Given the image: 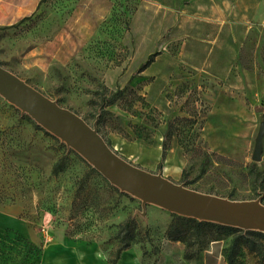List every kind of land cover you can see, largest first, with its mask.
<instances>
[{
  "label": "rangeland",
  "instance_id": "374dc122",
  "mask_svg": "<svg viewBox=\"0 0 264 264\" xmlns=\"http://www.w3.org/2000/svg\"><path fill=\"white\" fill-rule=\"evenodd\" d=\"M116 1L118 9L79 57L29 85L89 126L98 118L99 135L130 164L203 194L233 201L263 196L264 205V138L261 161L251 160L264 124V111H254L264 108V2L237 46L231 75L218 83L184 68L165 82H154L147 71L138 78V60L124 41L133 4ZM37 3L0 0V22L12 18L11 28L24 24L34 35ZM9 53L0 43V62L8 68ZM0 213L26 223V235L0 230V264H111L129 238L117 264H174L200 255L213 240L228 241L227 257L232 240L245 234L212 227L195 232L151 206L142 218L139 201L1 98ZM170 229L184 241L169 240ZM231 264L264 261L241 239Z\"/></svg>",
  "mask_w": 264,
  "mask_h": 264
},
{
  "label": "crops",
  "instance_id": "0c3cea01",
  "mask_svg": "<svg viewBox=\"0 0 264 264\" xmlns=\"http://www.w3.org/2000/svg\"><path fill=\"white\" fill-rule=\"evenodd\" d=\"M125 2L133 4V8L126 13L128 30L124 41L140 68L151 59L138 78L147 71L154 82H165L184 68L225 83L236 63L237 46L264 0ZM37 5L38 30L34 35L24 29V24L18 30L11 28L16 24L12 18L0 22V28H6L0 43L12 60L10 68L5 67L6 61L0 65L27 84L36 76L52 73L54 68L70 65L118 9L116 0H38L35 8ZM33 12L22 15L19 21ZM0 230L26 235V223L0 213ZM227 245V240L211 241L200 255L189 260L179 257L174 264H227Z\"/></svg>",
  "mask_w": 264,
  "mask_h": 264
},
{
  "label": "water",
  "instance_id": "95a60500",
  "mask_svg": "<svg viewBox=\"0 0 264 264\" xmlns=\"http://www.w3.org/2000/svg\"><path fill=\"white\" fill-rule=\"evenodd\" d=\"M0 98L56 138L67 150L76 153L120 193L139 201L142 218H145L146 207L151 206L200 223L264 235L263 196L252 201H233L187 189L160 173L138 168L106 144L98 133V118L89 126L75 113L60 107L1 65ZM254 111L262 113L264 108L257 106ZM263 138L264 124H261L251 156L254 163L261 161Z\"/></svg>",
  "mask_w": 264,
  "mask_h": 264
},
{
  "label": "trees",
  "instance_id": "16d2710c",
  "mask_svg": "<svg viewBox=\"0 0 264 264\" xmlns=\"http://www.w3.org/2000/svg\"><path fill=\"white\" fill-rule=\"evenodd\" d=\"M150 62H151V59L148 60L143 66H141V68L139 69L138 73H140L144 69H146L148 67V65L150 64ZM55 173H57V169L55 170ZM177 219H178V221H180V223H183L184 225L191 226L195 230V232H200L203 228H207V227L216 228L218 230H224V231H227V233H230V234H235V233H240L241 232L240 230H237V229L222 227V226L209 224V223H200V222H197V221L192 220V219H186V218H180V217H177ZM129 228H130V223H127L124 226V229L129 230ZM177 233H179V235ZM181 234L182 233L179 230H177V231L174 230L173 231V230L170 229L168 231V233H167V237L171 241L183 242L184 238L180 236ZM126 235L129 236L130 232H127ZM250 236H253L257 240H249L248 237H250ZM241 239H244V243H245V245L247 246L248 250L251 253L256 254L258 257L261 258V260L264 261V251L260 247L262 241H264V235L259 234V233L247 232L245 234H241V236H239V237H235L232 240L231 245L228 248L227 257H226V252L224 250L227 264H231L233 262V259L236 256V253H237V250H238L239 241ZM130 240H132V238H129V239H126V240L124 239V240L121 241V246L116 251L115 257L112 260L111 264H117L118 263V260L120 258V254L129 247ZM213 241H217V240H213ZM192 258H193V256H188L186 259L189 260V259H192Z\"/></svg>",
  "mask_w": 264,
  "mask_h": 264
},
{
  "label": "bare ground",
  "instance_id": "6f19581e",
  "mask_svg": "<svg viewBox=\"0 0 264 264\" xmlns=\"http://www.w3.org/2000/svg\"><path fill=\"white\" fill-rule=\"evenodd\" d=\"M170 169V168H169ZM168 170V169H167Z\"/></svg>",
  "mask_w": 264,
  "mask_h": 264
}]
</instances>
